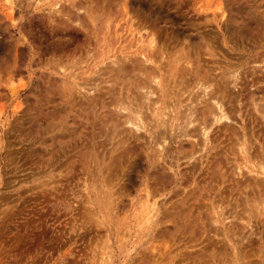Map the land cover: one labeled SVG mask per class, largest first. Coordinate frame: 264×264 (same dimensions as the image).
I'll use <instances>...</instances> for the list:
<instances>
[{"label": "rangeland", "instance_id": "1", "mask_svg": "<svg viewBox=\"0 0 264 264\" xmlns=\"http://www.w3.org/2000/svg\"><path fill=\"white\" fill-rule=\"evenodd\" d=\"M10 1L0 0V264H264V210L245 227L239 219H245L247 204L236 190L227 194L233 176L223 152L230 153L229 141L215 137L218 148L200 168L186 165L187 143L172 144L165 164L156 162L152 144L141 133L138 141L122 132L119 138L129 139L124 149L108 152L114 142L108 137L115 139L110 120H117L116 96L126 90L128 100L136 95L142 102L141 82L148 83L146 72L136 77L124 61L120 66L127 77L113 76L109 61L120 62L123 55L137 59L139 35L153 36L163 47L166 69L179 57L193 66L192 76L176 72L179 112L193 101L192 94L186 96L193 76L224 82L232 95L243 93L241 117L249 128L256 115L245 94H256L254 86L249 88L255 78L249 66L264 53V0ZM236 68L240 81L231 90L226 74ZM125 77L130 85L120 86ZM262 81L255 86L263 87ZM94 83L100 90L86 100L82 89L77 94V85L87 89ZM214 161L224 176L216 182L208 179ZM166 165L178 171L177 183ZM216 185L214 199L234 217L224 235L209 231L203 210L208 188ZM98 189L113 197L98 198ZM145 190L164 202L160 212L166 218L149 237L136 219Z\"/></svg>", "mask_w": 264, "mask_h": 264}, {"label": "bare ground", "instance_id": "2", "mask_svg": "<svg viewBox=\"0 0 264 264\" xmlns=\"http://www.w3.org/2000/svg\"><path fill=\"white\" fill-rule=\"evenodd\" d=\"M7 1H10V0H7ZM10 4H11V1H10ZM84 4H85V1H84ZM220 7H221L220 5L219 7H217V11H220L219 13H220L221 18L225 20V18L223 17L224 10L223 11L220 10L219 9ZM77 9L79 11L83 9L84 11V8H82V6L80 5L78 6ZM53 12L55 13L57 11L54 10ZM77 17L79 18V16ZM79 24H81L82 28L84 27L81 22ZM79 24H76L77 27ZM130 27L132 28V26ZM137 32L139 31L137 30ZM137 38H138V44L140 45L138 49L139 52L137 54L138 56L137 59L127 60L125 55H123L124 57H121L120 62L116 61L115 58H113V60L109 61V64H111V67H112L111 71H113L114 73L113 76L115 77H119V75H121L122 73L126 74L125 76L127 77V75L129 74V73H125L126 70L125 71L123 70L122 68L123 66L122 67L120 66V64L123 61L129 63L128 66L129 65L131 66L132 68L131 71H136L137 73L136 77L141 76L143 74L142 72H146L148 83L143 81L141 82L142 84L140 87L142 98L144 101L142 102L138 101V99H136L137 96L135 94H134L135 96L132 95L131 100H128V97L126 95V90L125 92L122 91L123 93H121V95H119L120 93L119 91L117 95L119 97L117 98L116 96L114 100L115 103L113 104L114 109L117 111V114L116 115L114 114L113 116L115 118L117 117V120H110V126L112 128V130L110 131L112 132L111 134L113 135L112 138H115V139H110L108 137L110 141L114 140V142L112 143V146H110V150L108 149V152L110 151V155L112 153L114 154V152H116L117 150L123 147L124 142H127L129 140L128 138L127 140L125 138L123 139L122 137L119 138L122 132L125 131L127 134H133L138 141L140 139L139 134L141 133L147 137V145L152 144L151 146L152 150L156 154L155 155L156 162L159 161L161 164H165L164 161L166 160L168 156L167 154L169 151L168 148H170L172 144L181 145L182 143H187L190 146V149L188 151H185L183 155V158L186 159V165H190V167H194L197 164L196 167L200 168L202 163L204 164L207 163L208 161L207 157L211 156V155H208L209 152L218 148L217 147L218 143L217 145L214 144L215 137H218L221 139L223 137L225 140L230 142V143L228 142L230 153L226 154L225 152H223V154L224 156L225 155L228 156L226 165H227V169L229 170L228 171L229 175L233 176L231 187L228 188L227 194H230L233 190H236L237 197L244 199L242 204H247V208L244 209V211H242V214H245V219L244 220L239 219V220L242 223H244L245 227H249L251 225L250 219H252V217L254 219L259 217L262 214V211L264 210V80L262 81V79H264V70L263 71L261 70V69H264V53L259 55V57L254 58L255 60L254 61L252 60L253 62L251 61L252 62L250 63L251 66H249L250 73L255 76V78L251 79L252 84L249 85V88L254 86L252 90H255L256 94H254L252 91L249 90L245 94V99L247 103L249 104L252 103L251 110L254 111L256 116L254 115L255 117L252 118V120L250 119L251 120V123L249 122L250 127L246 128L245 127L246 124L241 117L242 115L241 107L244 106L241 103V98H242L243 93L241 94L240 92V93L232 95L231 92L226 91L227 88L225 87L226 84L224 82L210 81V83H207L203 81V79L202 80L196 79L198 77L193 76L194 79L192 81V87H190L189 92L187 91L188 94L186 95L188 97V95L192 94L193 101L192 102L190 101L188 104L186 103L187 106L184 107V111L179 112L178 109L180 108V103L179 101H177L178 100L177 98H181L182 95L178 94V91L175 90L176 87L178 86V82L176 83V79H177L176 72L177 70H181L182 72L185 73V75L188 74L189 76H192L193 73H195L193 66L191 65L190 61H186L187 59L186 60L183 59L184 61L181 62V59L183 57H179V58H174L170 60V62L168 63L166 62L168 66V68L166 69L164 66H162V63L164 62V59H165V57L163 56L165 52L162 50L163 47L161 48L159 45H157V43L154 40L155 37L153 38V36L152 37L150 36L149 38H141V35H139ZM171 49L174 50L173 47ZM107 53H110V51H107ZM154 58H156V60ZM166 63H164L165 66H166ZM219 63L221 62L219 61ZM233 65H235V63ZM237 65H240V64H237ZM237 65H235V67ZM227 66H228V63H227ZM217 68H218V65L216 69ZM237 69L239 70V68H236V69H233L232 71L227 72L226 74L228 78V84L231 85V88H230L231 90L238 88L237 83L240 80L238 81L239 73L237 72ZM61 70H62V73L65 72V69L61 68ZM256 70L259 73H262L263 76L262 75H260L261 77L257 76L258 74L255 73ZM224 71H227V70H224ZM247 73L249 74L248 71ZM96 74L99 76L101 73H98L96 71ZM214 76H217V75H214ZM126 77L124 79L126 80L127 83H125L124 80H119L121 82L119 83L120 86H122L121 85L122 83H123V86L130 85L131 83L130 78H129L130 75L128 78ZM183 77L182 78L179 77L180 81L183 79ZM111 80L113 81L114 79L112 78ZM141 80H143V78ZM260 81H262L261 85H263V87L261 88L255 86V85L260 84ZM82 84L77 85L76 92L77 94H80L79 90L82 89L83 93L81 94V96L85 100L88 98L87 94L89 95L91 93H94L95 91L100 90L98 83L97 84L94 83V85L89 84L87 89H84V86H82ZM86 85L87 84H85V86ZM111 86H114V85L112 84ZM182 86L184 87V85ZM187 87L185 90L188 89ZM119 88L121 90V87ZM259 92H261V94ZM257 93H259L260 96H259V99L255 100V96H257ZM160 98H161V102H159ZM97 99H98V96H97ZM93 100H95L96 102L95 97ZM235 119H238V123L235 122ZM252 123H254V125L257 126L260 129V131L262 130V132L260 133V132L254 131V128H253L254 125H252ZM1 149L2 148L0 147V151ZM213 165L215 166H213L214 168H212L210 172V176L209 178L208 177L207 178L209 179V181H212V182H216L218 179L223 180L224 176L223 174H221V169L218 167L219 163L214 161ZM166 166H167V170L169 172H172L174 182L177 183V181L180 178L178 171L173 170L171 166L170 167L168 165ZM176 168H178V166H176ZM189 174H190V179H191V183L189 186L194 187L196 186V182H195L196 178H193L192 172H190ZM84 188H85L84 190L86 193L84 194L87 195V198H91L92 197L91 194H93V192L88 191V189H86V186ZM146 190L144 191L145 196L143 195V198L144 197L145 198L144 199L142 198L140 205L137 208L138 211L136 214L137 215L136 219L138 221V225H137L139 226L138 229H140L141 231H145V232L147 231L144 237H149L152 234V231L154 230V228L160 225L162 222H164L166 218L160 212V208L163 206L164 202L162 201L158 202L156 201V199L151 198ZM100 191L101 190L94 193L97 196H99L98 198H112L113 197L111 192L103 193L102 191L101 192ZM208 191L209 193L211 192L212 196L210 195V197L205 198L203 200V202H205L203 205V210L204 212H206L205 217H207L208 219V225L210 228L209 231H213V235H215V233H217L218 231L221 232L222 235H224L225 231L227 233V229L229 228V226H231L233 222L231 220L234 217L229 215L228 212H227L228 215H225V213L222 212L223 207L221 203H219V201L214 199L218 196L216 194L218 192V185L215 186V190L208 188ZM223 192L225 193V191ZM117 193L118 192H116V194ZM106 203L108 202L106 201ZM224 208L226 209V207ZM230 218L231 220H228ZM138 229L137 231H139ZM126 234H127V231L125 233V237H126ZM122 236L124 235L122 234ZM125 237H123V239ZM223 238H225V236ZM152 250L153 249H151V251ZM108 258H111L109 254L107 256V259ZM100 259H102L101 261L104 260L103 258H100ZM155 260L157 259L155 258ZM106 262L108 261L106 260ZM101 264L103 263L101 262Z\"/></svg>", "mask_w": 264, "mask_h": 264}]
</instances>
